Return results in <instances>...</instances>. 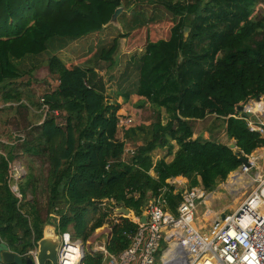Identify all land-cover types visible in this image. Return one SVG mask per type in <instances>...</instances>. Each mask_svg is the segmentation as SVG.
Instances as JSON below:
<instances>
[{
	"label": "trees",
	"instance_id": "16d2710c",
	"mask_svg": "<svg viewBox=\"0 0 264 264\" xmlns=\"http://www.w3.org/2000/svg\"><path fill=\"white\" fill-rule=\"evenodd\" d=\"M258 1L157 0L178 19L172 20L166 38H146L136 87L117 89L112 101L95 67L50 57L47 70L57 85L41 98L46 116L29 130L28 140L17 146L40 164L30 166L23 178L9 179L10 163L17 156L6 157L0 143V240L23 260L32 258L29 252L36 249L47 225L57 235L67 232L84 243L106 224L111 211H103L100 204L112 199L132 211L129 218L111 220L108 225L105 248L118 255L129 244L126 233L137 228L131 218L142 213L151 197L167 188L172 210L180 200L172 196L166 180L183 177L190 188L199 180L206 193L212 192L240 166L242 154L264 147V138L240 119L246 114L236 110L264 97V24L252 19ZM133 2L0 0L2 101L21 100V94L9 86L22 77L16 63L43 53L52 38L77 40L100 33L118 8H130ZM143 27L113 38L100 51L99 61L111 67L119 40ZM184 28H189L186 37ZM131 95L140 102L137 107L148 104L163 110L168 119L165 124L157 120L147 129L138 128L147 132L145 143L124 160L126 144L116 134L124 117L122 105ZM208 116L223 122L235 150L202 136L193 138L192 122ZM135 132L136 128L125 130V138ZM163 148L172 160L153 162V151ZM12 183L21 199L12 192ZM101 260L100 253L87 252L82 264Z\"/></svg>",
	"mask_w": 264,
	"mask_h": 264
},
{
	"label": "rangeland",
	"instance_id": "374dc122",
	"mask_svg": "<svg viewBox=\"0 0 264 264\" xmlns=\"http://www.w3.org/2000/svg\"><path fill=\"white\" fill-rule=\"evenodd\" d=\"M149 19H152L151 21L155 23L150 24L151 21ZM173 19L177 20L178 18L162 7L157 0H152L151 2L134 0L130 8H118L111 23L105 26L100 33L77 40L52 38L48 41L47 48L43 53L16 63L22 73V77L10 83L9 86L21 94V100L19 102L6 103L2 101V91L0 90V143L5 146L1 152L6 157L10 153L15 157L17 156L11 161L10 168L22 171L21 176H18V178H23L29 172L30 166L40 164V161L22 154V151L17 146L28 140L27 133L29 130L36 125H40L44 120L47 109L43 107L41 98L43 94L53 90L57 85L56 78L48 73L47 60L54 55L66 64L73 63L85 68L95 67L98 77L104 83L105 94L112 101L113 94L117 89L132 91L136 87L138 60L143 53L146 38L149 40L166 38L173 25ZM252 19L264 24L263 0L255 4ZM138 25H145V27L140 32L135 30L130 33L129 37L119 40V47L113 57L111 67H107L108 63L99 61L100 51L107 49L111 45L113 38L137 28ZM187 32V30L184 31V33ZM261 99L264 100L263 98ZM254 101L255 99H251L243 107L253 105ZM118 102H122V100L118 99ZM139 105L140 102L135 101L133 95H131L128 103L122 105L124 108L122 111L124 117L122 118L127 119L118 125L116 138L119 141H125L124 160L132 156L130 150H135L145 143L147 132L145 130L140 131L138 128L144 127L147 129L157 120H161V123L165 124L168 119L163 110H158L148 104H144L143 107L139 108L137 107ZM255 114L264 122L263 113L256 112ZM192 126L193 138L202 136L205 139L228 146L234 144L233 140L227 139L223 122L216 120L213 116H208L204 120L193 121ZM133 128H136L135 134L129 139L125 138V130ZM176 150L177 147L175 146L173 152ZM250 156H263V159L258 160L257 170L264 169L263 148L257 149ZM172 157L166 155L165 148L156 149L152 153L153 162L161 158H165L167 162H170ZM33 161H36V163H33ZM238 169L239 167L235 171H238ZM255 171L256 169L254 168L250 174ZM149 174L153 176L152 171ZM231 179L230 173L227 179L218 184L214 191L207 193V198L198 207V221L202 227H205V231L209 229L212 220L218 214L227 209H236L245 200L247 191L244 183L249 182L250 177L242 179L235 186H230L234 192L229 190V185L233 183ZM188 182L187 180L184 181V188H189ZM198 186H200L199 180L198 185L195 187ZM239 186L241 187L240 190L237 189ZM250 187L248 185L246 189L249 190ZM40 198L42 201L45 200L43 195ZM108 208H104L103 211H110ZM109 218L105 220L107 225L112 222V217L110 216ZM106 241L107 236L104 234L96 239L93 233L84 242L85 253H100L98 247L105 245Z\"/></svg>",
	"mask_w": 264,
	"mask_h": 264
},
{
	"label": "built area",
	"instance_id": "2783aa9c",
	"mask_svg": "<svg viewBox=\"0 0 264 264\" xmlns=\"http://www.w3.org/2000/svg\"><path fill=\"white\" fill-rule=\"evenodd\" d=\"M261 98L264 99H255L253 105L245 107L240 113L246 114V117L240 119L246 122L251 132L264 138V122L255 114H264V100ZM125 119L120 118L119 124ZM130 152L133 155L134 150ZM250 155H241L247 159L249 167L240 163L238 171L231 172V181L236 184L250 177V181L244 184L247 195L224 220L221 221L218 214L205 231L198 221L197 209L207 198V193L201 185L184 188L185 180L181 177L170 178L166 184L172 187V196L180 197L174 209L166 196L168 189L163 188L157 196L148 200L140 215L131 218L137 228L134 232L126 233L129 244L122 252L111 255L105 245L98 247L102 255L100 264H264V169L257 170L258 160L263 156ZM254 168L256 171L250 174ZM21 172L10 168L9 179H19ZM248 185L251 186L249 190L246 189ZM11 190L21 199L13 183ZM229 190L233 191L230 185ZM101 202V207H109L110 216L115 222L132 215L131 210L128 216L122 214L121 206L112 199ZM142 217L145 218L143 223ZM103 226L109 229L107 224ZM58 236L57 264H82L84 243L80 239H72L67 232ZM35 254L36 249L29 252L33 259Z\"/></svg>",
	"mask_w": 264,
	"mask_h": 264
},
{
	"label": "water",
	"instance_id": "95a60500",
	"mask_svg": "<svg viewBox=\"0 0 264 264\" xmlns=\"http://www.w3.org/2000/svg\"><path fill=\"white\" fill-rule=\"evenodd\" d=\"M118 9L115 11L113 17L116 15ZM111 20L108 24L111 23ZM187 30L189 32V28H184V31ZM187 33H184V37L187 36ZM256 100H259L260 97H256ZM238 112H242L244 107L238 106L236 108ZM229 149L234 150L235 144H230ZM239 163L243 164L245 167H249V163L246 158L240 157L238 159ZM120 211L125 216L130 214V210L121 206ZM231 213L230 209L224 210L219 214L220 220H224L227 215ZM141 222H145V218H141ZM46 227V226H45ZM55 232V231H54ZM56 234V233H55ZM60 245V237L56 234H51L49 236H45L43 233V237L41 240L37 242L36 254L35 258H27L23 260L18 254L11 251L10 248L0 240V264H57V252ZM84 255L80 260V263L83 262Z\"/></svg>",
	"mask_w": 264,
	"mask_h": 264
},
{
	"label": "crops",
	"instance_id": "0c3cea01",
	"mask_svg": "<svg viewBox=\"0 0 264 264\" xmlns=\"http://www.w3.org/2000/svg\"><path fill=\"white\" fill-rule=\"evenodd\" d=\"M92 35V34H91ZM90 35V36H91ZM54 56V55H53ZM141 56V55H140ZM25 59H28V58H25ZM24 59V60H25ZM167 162V161H166ZM169 162V161H168ZM183 180H186L185 178H183V177H181ZM108 228H104V226L102 227V228H100L99 230H97L96 231V233H94V236H95V238L97 239V238H100L103 234L106 236L107 234H105V233H107V230ZM55 229H54V227L53 226H51V225H47L46 227H44V230H43V233H44V235L45 236H49V235H51V234H54V235H56L55 234ZM4 243V242H3ZM12 251V250H11Z\"/></svg>",
	"mask_w": 264,
	"mask_h": 264
},
{
	"label": "bare ground",
	"instance_id": "6f19581e",
	"mask_svg": "<svg viewBox=\"0 0 264 264\" xmlns=\"http://www.w3.org/2000/svg\"><path fill=\"white\" fill-rule=\"evenodd\" d=\"M256 108V107H255ZM247 182H245L244 184H246ZM236 185V183H231V185L230 186H235Z\"/></svg>",
	"mask_w": 264,
	"mask_h": 264
}]
</instances>
